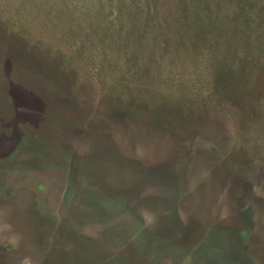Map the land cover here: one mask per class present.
<instances>
[{
	"label": "rangeland",
	"instance_id": "obj_1",
	"mask_svg": "<svg viewBox=\"0 0 264 264\" xmlns=\"http://www.w3.org/2000/svg\"><path fill=\"white\" fill-rule=\"evenodd\" d=\"M25 135L0 264H264V0H0V155Z\"/></svg>",
	"mask_w": 264,
	"mask_h": 264
},
{
	"label": "flooded vegetation",
	"instance_id": "obj_2",
	"mask_svg": "<svg viewBox=\"0 0 264 264\" xmlns=\"http://www.w3.org/2000/svg\"><path fill=\"white\" fill-rule=\"evenodd\" d=\"M29 138H31L32 139V136H28ZM44 153H46L47 154V151H44ZM38 154H39V156H38ZM36 156H34V161H36V162H38V164L37 165H41V164H46V163H42V161H43V159H47V156H45L44 154H41V152L39 151V153H38ZM18 156H20V155H18ZM17 156V157H18ZM16 160H17V158H16ZM65 161H68L67 159H65ZM16 163V162H15ZM29 163H31V162H29ZM92 164L94 165V167H97V166H99V162H97V160L96 159H92ZM74 167H75V164L73 165ZM77 167V166H76ZM80 167V163H79V166L77 167V168H79ZM93 167V168H94ZM43 167L42 166H40V169H42ZM119 174V173H118ZM131 175H132V177H135L136 179L137 178H141V177H143V173H138V175H134L133 173H131ZM119 177V176H118ZM121 180L120 181H125L121 176L119 177ZM119 181V182H120ZM132 183V182H131ZM123 184H125V186L127 187V188H130V185H129V183L128 182H123ZM122 184V185H123ZM72 185H75V184H72ZM88 185H90L89 183H88ZM96 185V184H95ZM98 188V192H100V193H104V191H106L105 190V188H102V187H97ZM93 194H96V193H93ZM94 196H96V200H90V199H88V200H90V201H93V205L95 206V208H97V209H101V211L100 212H102L103 211V206L101 205V204H103L102 203V201H101V199H103L101 196L99 197L98 195H94ZM101 203V204H100ZM31 207L33 208V212L35 213V211H34V206H33V204L31 205ZM125 207L127 208L128 207V202H126L125 203ZM131 207V206H130ZM96 213H98L97 215L98 216H100V215H102V214H100L99 212H96ZM36 214V213H35ZM110 229H111V227H109ZM143 229V228H142ZM212 230V229H211ZM42 233H43V230L42 231H40L39 230V228H36V230H34L33 232H30V234H31V236H32V241H35L36 239H38V238H40V236L42 235ZM108 233H110V230L108 231ZM110 237V236H109ZM108 236H107V238H109ZM131 242V241H130ZM136 244H134V245H136V247H139V248H136V249H140L141 251H143V250H147L148 249V247H147V245L146 244H144V240H141V242H135ZM137 243H140L139 245L137 244ZM52 244V243H51ZM130 244H132V243H130ZM144 245V246H143ZM51 249H48L47 250V252H51V255L52 254H54L55 253V258H52L54 261H56V259H58L59 258V256H58V251L60 250L56 245H54V246H52V247H50ZM226 248V247H225ZM74 249H72L71 250V252H70V254H68L67 256H65L64 258H68L69 259V255H74ZM48 254V253H47ZM226 254V253H225ZM88 255H90L91 257H90V260L92 259V260H94V264H107V263H111L112 264V262L115 260V261H118V262H114L113 264H118V263H120L119 261H120V259L121 258H118L117 259V257H120L121 256V254H113V255H109V256H107V257H105V258H103L102 260H101V262L99 263V260L101 259L100 257L98 258V260L96 261V259L95 258H92V251H91V249L89 250V252H88ZM123 256H124V262H125V260H126V256L123 254ZM226 256V255H225ZM73 258V257H72ZM117 259V260H116ZM85 261H88V258H85ZM96 261V262H95ZM250 261V260H249ZM248 261V259H244V258H242V260H241V262L239 263V264H255L254 262L252 263L251 261L249 262ZM98 262V263H97ZM82 263V262H81ZM86 264H89V263H86ZM238 264V263H237Z\"/></svg>",
	"mask_w": 264,
	"mask_h": 264
},
{
	"label": "trees",
	"instance_id": "obj_3",
	"mask_svg": "<svg viewBox=\"0 0 264 264\" xmlns=\"http://www.w3.org/2000/svg\"><path fill=\"white\" fill-rule=\"evenodd\" d=\"M26 137H24L23 138V140H22V143L24 144V145H19V146H16V147H13V148H8L6 151V153L5 152H3L1 155H0V166H6V165H11V164H14L16 161V157L18 156V154H19V151H20V147L21 146H25V145H31V144H29V138H28V136L29 135H25ZM20 142V141H19ZM16 143H18V142H16ZM40 152H41V154H43L44 153V150H40ZM38 156H39V154H38ZM86 174H87V181L88 182H90L89 184L91 185V186H93V187H95L96 188V190H98V188L97 187H100V186H102L101 185V183L99 182V177H98V175H96V174H94L93 172H86ZM96 184V185H95ZM99 191V190H98ZM33 210V208L31 207V212L34 214V217H36V214L32 211ZM37 228V227H36ZM36 228H35V230H36ZM134 244H136L135 242H133L132 243V245H134ZM138 245L140 244V243H137ZM83 245V246H82ZM82 245H80V247H78V248H74V251L76 252V251H85V252H89V250H90V245H88V243H86V244H82ZM134 248H139V247H136V245H134ZM70 254V253H69ZM58 256H59V258L61 259L62 258V256H63V254H62V252H61V250L60 251H58ZM69 258H76V256H75V254L74 255H69L68 256ZM120 263H118V264H122L121 262H124V256H123V254H121V256H120ZM114 262H112V264H113ZM77 264H80V263H77ZM107 264H109V263H107ZM111 264V263H110Z\"/></svg>",
	"mask_w": 264,
	"mask_h": 264
},
{
	"label": "water",
	"instance_id": "obj_4",
	"mask_svg": "<svg viewBox=\"0 0 264 264\" xmlns=\"http://www.w3.org/2000/svg\"><path fill=\"white\" fill-rule=\"evenodd\" d=\"M228 257V256H227ZM229 258V257H228Z\"/></svg>",
	"mask_w": 264,
	"mask_h": 264
}]
</instances>
